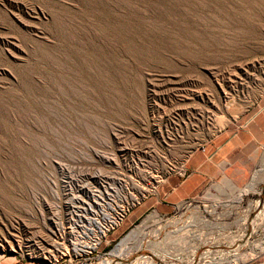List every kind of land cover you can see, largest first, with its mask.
I'll return each mask as SVG.
<instances>
[{"label":"rangeland","instance_id":"obj_1","mask_svg":"<svg viewBox=\"0 0 264 264\" xmlns=\"http://www.w3.org/2000/svg\"><path fill=\"white\" fill-rule=\"evenodd\" d=\"M263 97L264 0H0V264L248 256L264 240ZM232 138L219 157L246 170L242 187L208 179L165 205L161 184ZM102 209L115 220L82 249ZM198 217L209 227L161 243L170 255L151 246Z\"/></svg>","mask_w":264,"mask_h":264},{"label":"crops","instance_id":"obj_2","mask_svg":"<svg viewBox=\"0 0 264 264\" xmlns=\"http://www.w3.org/2000/svg\"><path fill=\"white\" fill-rule=\"evenodd\" d=\"M261 103L262 108L256 114L254 124L257 131L264 134V128H260L261 126L264 127V97ZM215 146L214 143L209 146V150L207 149L206 153L199 151L193 153L186 161L185 177L179 175L171 176L159 187L163 189V202H166V204L164 203L165 205L170 203L168 202L169 200H176L179 203L187 198L197 197L208 179L224 177L232 183L233 186L228 183L230 187H242L246 170L240 167L237 169L234 168L237 165V160L229 159L227 156L225 158L219 157L220 153L223 154L225 152L227 155V153L235 150L239 146L238 142L232 138L225 146ZM211 149H214L212 153L210 152ZM207 153L209 156L205 155ZM159 191L156 194H159Z\"/></svg>","mask_w":264,"mask_h":264},{"label":"bare ground","instance_id":"obj_3","mask_svg":"<svg viewBox=\"0 0 264 264\" xmlns=\"http://www.w3.org/2000/svg\"><path fill=\"white\" fill-rule=\"evenodd\" d=\"M255 183H252L247 189H245V190H243V191H241L240 192V194L238 195V197L235 199V201H234V203L236 204V206L237 205H239V204H241L242 203V201H243V199H244V197L245 196H247L249 193H251L252 191L253 192H257V190L255 189ZM234 204V205H235ZM117 205V204H116ZM116 205L114 206L115 208H116ZM108 209H109V207H108ZM108 209H102L101 211H100V214H98V213H96L95 215H94V218L90 221L91 222V224H92V226H95L96 228H94V229H92V228H90V229H88L90 232H87L86 230L84 231L85 233L83 234V236H86V238H88V239H90L91 240V242H89L88 244H83L82 245V248L83 249H94V248H96L97 246H98V242L100 241V238L105 234V232H106V229L108 228V226L110 225V224H112V220L114 221L115 219L114 218H112V214L110 213L111 211H116L114 208H113V206L110 208V212L108 211ZM117 209V208H116ZM92 213L94 212L93 210L91 211ZM104 217L106 220L105 221H107L106 223H103V218L101 219L102 220V222H101V220H100V217ZM91 217V216H90ZM89 221V220H88ZM177 221H175V222H173V223H170L171 225H176L177 223H176ZM89 223V222H88ZM197 223H199V224H197ZM260 223V222H259ZM170 224H168V225H164L163 223H158L157 224V228H155L156 230L152 233L151 231L150 232H146L147 231V229H148V225H144V228L145 229H143L142 231H141V235L143 236V238H142V241L144 240V238H147V237H153V239L154 240H157L158 239V237H159V235L162 233V231L165 229V228H167L168 226H170ZM211 223H209L208 222V220L206 219V218H204V217H198L197 218V220H196V223L195 222H192V221H190V222H188V224H186V225H184V227H179V228H177V229H175V230H173V231H171V232H169L166 236H165V239L163 238V240L161 241V242H158L157 244H155V243H152L151 244V246L154 248V250H162V245L160 246V247H162V248H160L159 247V245L161 244V243H169V245H172L173 246V248H174V246L175 245H179V240H176L174 237H176L178 234H180L181 233V235L183 234V233H187V234H189L190 232V229H193V228H195L196 226L198 227V226H201V227H209V225H210ZM103 225V226H102ZM83 226V225H82ZM86 226V225H85ZM156 226V225H155ZM77 227V226H76ZM153 227V226H152ZM154 228V227H153ZM152 228V229H153ZM74 229V228H73ZM77 229V228H76ZM83 229H84V227H83ZM151 229V228H150ZM72 231V230H71ZM153 231V230H152ZM183 231H185V232H183ZM214 231H216V230H214ZM183 232V233H182ZM204 232V231H203ZM73 233H75V232H73ZM83 233V232H82ZM185 233V234H186ZM192 233H194V232H192ZM211 233V232H210ZM176 235V236H175ZM190 235V234H189ZM192 235V234H191ZM190 235V236H191ZM193 235H195V233L193 234ZM202 235H203V233H202ZM202 235H198V236H196V237H198L199 239H201V237H202ZM231 236V235H230ZM172 239V240H171ZM203 239V238H202ZM205 240V239H204ZM141 241V245L143 244V242ZM177 242H179V243H177ZM122 243V242H121ZM121 243H120V245H118V247L113 251V253H112V255L113 256H115V254L116 253H123V251L125 250V248H123V247H120L121 246ZM194 243V242H193ZM233 243V242H232ZM166 245V244H165ZM178 245L176 246V247H178ZM255 245V244H254ZM257 245V244H256ZM255 245V246H256ZM150 245H149V247H151ZM163 246H164V244H163ZM165 247V246H164ZM170 247V246H169ZM74 248H75V250H78L77 249V246H74ZM147 248V247H146ZM254 249L252 250V252H249L250 254L248 255V256H246V254L245 255H237L236 254V256H234L233 258H232V260H230L229 258L227 259H214V260H212L211 262H207L208 264H243L244 262H246V261H248V260H246V259H254L255 257H257L258 255H261V254H263L264 253V240L262 241V242H260L256 247H253ZM150 249H152V248H150ZM169 249V248H168ZM162 251H164V253L166 254V255H170V251L169 250H167V247H166V251H165V248H164V250H162ZM172 251V250H171ZM174 252L176 251V250H173ZM177 252V251H176ZM173 253V252H172ZM248 254V253H247ZM51 256V255H50ZM118 256H120V254H118L117 255V257ZM259 257V256H258ZM49 258H51L52 259V257H49ZM142 259V258H141ZM144 259V258H143ZM143 263V262H142ZM206 263V264H207ZM107 264H110V262L109 263H107ZM144 264H155V262H151V261H146Z\"/></svg>","mask_w":264,"mask_h":264},{"label":"built area","instance_id":"obj_4","mask_svg":"<svg viewBox=\"0 0 264 264\" xmlns=\"http://www.w3.org/2000/svg\"><path fill=\"white\" fill-rule=\"evenodd\" d=\"M199 152H201V153H206L207 152V147L206 146H204V145H202V146H200L198 149H197ZM177 175H179V176H181V177H185V175H186V172H185V168H184V171H181L180 173H177ZM168 179V178H167ZM166 179V180H167ZM165 180V181H166ZM164 181V182H165ZM163 182V183H164ZM162 183V184H163ZM161 184V185H162ZM116 223V222H115ZM112 226V224H110L109 226H108V228L106 229V232H105V234L100 238V241L98 242V245L100 244V242H101V240H102V238L103 237H105L106 236V233H107V231H108V229L110 228ZM85 239H87L86 240V243L85 244H88L89 242H91V240L90 239H88V238H86V236H85ZM84 244V243H83ZM98 248V246L96 247V248H94V249H85V250H95V249H97ZM83 249V248H82ZM144 258V259H143ZM56 260V259H55ZM140 261H141V264H144L146 261H153L154 262V260H153V258H152V256H144V257H142V259L140 258L139 259ZM168 260L170 261V263L169 264H183V260L182 259H180L179 258V256H173V255H171V256H168ZM57 261V260H56ZM143 262V263H142ZM210 262V261H209ZM156 264V263H155ZM185 264H189L188 262H185ZM190 264H193V262H191Z\"/></svg>","mask_w":264,"mask_h":264}]
</instances>
